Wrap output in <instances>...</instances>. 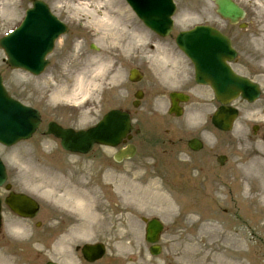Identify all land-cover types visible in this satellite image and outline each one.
Wrapping results in <instances>:
<instances>
[{
	"label": "rangeland",
	"instance_id": "1",
	"mask_svg": "<svg viewBox=\"0 0 264 264\" xmlns=\"http://www.w3.org/2000/svg\"><path fill=\"white\" fill-rule=\"evenodd\" d=\"M1 1L2 0H0V2ZM7 1L8 0H6V2ZM49 1L52 2L51 0ZM236 1L248 11L249 16L247 21L252 22L251 33L255 34L254 39L256 40L259 38L256 34L260 35V30L264 29V14L261 13L259 8L260 5L264 3V0ZM15 2L14 8L0 20V38L9 30H12L20 24L25 11L31 6L26 0H10L11 5ZM258 2L260 4L259 6ZM177 3L178 13L176 16L177 23L175 34L182 29L192 28L194 24L207 22V18L208 20L212 18L211 7H208L204 1L203 3L201 1L198 3L205 4L204 7H207V12L210 15L206 14L201 16L205 19L197 16L189 18L190 11L194 10V6L192 5L194 2L192 0H177ZM57 5L60 7L58 12L61 16L75 14L76 12L74 10L75 0H58ZM106 7H112V11L116 8L119 10L126 7L129 11L123 0H110V5L106 4ZM189 8H191L190 11ZM110 10L111 9H108V11ZM89 13L92 14L93 12ZM129 14L130 17L126 15L125 17H121L120 14H117L120 19L114 18L113 26L119 29L120 26L126 28L129 25V33L133 35L134 39L133 43H139L135 41V37H137V34L145 31L144 27L135 18L132 12L129 11ZM0 15H2L1 11ZM192 15L191 13V16ZM111 16L113 17L114 15ZM178 21H185V23L182 26ZM66 22L69 24L70 29H72L78 26L77 22L84 21L69 20L70 23L68 21ZM73 24H75V26ZM139 37L143 41L144 38L148 36L139 35ZM61 44L62 42L58 44L55 53L49 58L51 62L50 67L38 78L32 77L24 72L10 70L4 63L5 56L0 50V72L4 77V83L8 92L27 106L39 110L44 118L41 130L31 140L22 142L9 149L0 147V156L6 163L7 170L12 178V184L18 189V187L20 188L21 179H25V182L30 181L34 189L32 193L40 201L42 210L40 218L45 222L46 225L43 226L46 227L38 231L35 239L36 254L40 257L38 258V263H44L47 258L65 256L57 252L55 245L59 227V224L55 221L62 216L61 229L64 234H68L69 236V240L63 243V245L68 248L66 255L69 259H74L77 264L86 263L81 261L75 248L86 243L97 242H103L106 245L107 254L96 264H183V261L179 258L178 238L181 234H185L186 232L184 228H181V225L187 228L191 226L196 228L198 226L196 220L198 211L202 212L204 215L208 214L219 219H225L227 223L229 222L225 218V214L223 215L219 210L217 212H212V215L210 211L213 207L210 204L206 205L208 199H211L214 191L213 189L215 188L223 191L221 194L222 197L215 198L218 204L215 205L220 206L219 208L225 207L227 211L226 214L232 217L234 221L237 220L238 227L236 222H234L231 229L244 237L245 242L249 246L247 253L250 250L258 252L261 243H264V223L256 216L253 207L249 208L244 202L243 193L247 186L252 192L251 198L254 199L253 205L256 204L258 206L260 213V180L262 179V171L259 169V163L254 168V172L247 174L238 192L235 180V178H237L236 176L228 173V176L220 177L218 175L219 171H215L213 168L207 170L209 164L203 161L206 165V172L193 179L195 185L190 183L194 185L192 191L198 190L196 192H206L209 198L204 194V198H201L202 204L194 207L191 201H195L196 199V197H194L195 192H193L192 196H189L185 195L181 190L177 192L181 204L175 209L176 211L158 203L160 201L156 195L167 198L170 203H173V199L177 195V193L176 195L174 194L178 185L176 172L169 168L174 166L177 161L176 142L179 126H181L183 120L179 118H170L166 112L159 110L158 108L162 110L165 109L166 102L162 103L161 107H159L156 104L157 94L153 91H148L147 100L144 102L142 108L156 110V112H136L133 118V125L135 130H138L140 128H147L148 126L151 127L156 123L159 130L151 129L146 131L145 137H147V140H143L142 133L137 138L134 137L132 142L138 146V152L137 156L131 161L116 163L113 160L115 150L100 147H95L91 153L85 156L71 155L61 148L57 140L48 138L44 135L46 126L51 121L58 122L64 125V127L74 128L76 130H84L92 127L108 113L105 112V110L112 107L108 102H104V105H101L97 112H82L81 109L76 110L68 107L67 104L70 103H66L67 101L59 102L58 99H53L56 87H58V91H62L63 87L67 90H71L72 88L70 84L61 82L62 75L70 74L64 62L67 52L62 50L63 46L61 47ZM262 46L263 44L260 46L256 45L253 46V48L255 50L254 55L256 59L264 62V47L262 49ZM78 52L79 50L73 51V57L79 56V60L77 61L80 62V54ZM68 56H71V54L69 53ZM258 66L264 71L262 63ZM77 73L78 72H75L73 74V78L77 76ZM163 81L162 82L167 86L169 92L176 90L175 76L167 74ZM102 87L105 88V93L107 92L109 94L117 90L116 85L112 83L108 84L107 81H104ZM101 95L98 93L94 97L95 101L91 100L90 104L97 102ZM262 105L263 108H260ZM241 108L247 109V107L244 106ZM249 108L264 111V103L259 102L255 106ZM141 115L145 116L141 117ZM260 117L264 118V112H241V117L233 132L224 137L223 140L225 141L220 140L222 146L217 151V154L226 153L235 159L244 155V152H256L259 144L258 139L254 135H248L247 132L249 126L254 123L253 119L257 120L259 118L255 124H262L260 122ZM146 119L147 122L145 126L143 122ZM204 129L207 130L204 135L206 138L205 145L209 148L219 137L214 134L211 136L210 132L213 130L208 126H205ZM222 142H224L225 146ZM203 159H208V155L205 152ZM207 172L209 174L208 177L206 176ZM77 179L81 180L78 182ZM52 184H56L62 192L70 188L76 189L80 194L90 193L91 195L101 197L96 208L100 215V222L90 226L95 229L88 238L83 234L81 236H75L76 234L71 233L77 221L73 219L69 213L65 212L51 201L48 192L51 190ZM21 190L23 191V189ZM146 192L148 194V202L140 207L141 205L135 201L136 198L134 195L139 194L142 196ZM125 193L131 194V200H125L126 198L123 195ZM184 199L187 200L186 207L183 204ZM185 209L188 211H192V209L196 210L193 212H186ZM248 209L253 212L254 215L249 212ZM174 213H176V215ZM184 213H186L185 217L187 220L188 217H192L190 221H186L185 223H183ZM242 214H248L250 218H245ZM81 217L84 222L92 220L83 215L79 216L80 220ZM143 218H159L164 223L165 231L160 241L163 250L162 254L157 258L149 254V246L144 239L145 225L142 222ZM200 221L206 223L205 220ZM48 222L50 225H48ZM219 225L222 229L226 228L224 224L219 223ZM48 226L52 227L54 230L55 238L53 243L55 250L51 243L45 241ZM8 259L10 258L8 257ZM245 261L247 263L246 258ZM259 263H261V260ZM11 264L17 263L12 261Z\"/></svg>",
	"mask_w": 264,
	"mask_h": 264
},
{
	"label": "bare ground",
	"instance_id": "2",
	"mask_svg": "<svg viewBox=\"0 0 264 264\" xmlns=\"http://www.w3.org/2000/svg\"><path fill=\"white\" fill-rule=\"evenodd\" d=\"M101 2V0H97L93 4L100 8V5H102ZM259 8L261 13L264 14V3H262ZM10 9H12L10 0L7 2L6 0H2L0 2V11L2 14L7 15L10 12ZM100 19V24L104 31L107 34H111L110 29L112 24L108 15L103 13ZM105 20L108 23L105 22ZM260 35L261 38L259 41L264 43V29H262ZM68 68L71 69V65L68 66ZM61 82L67 84L70 83L69 75H62ZM84 87H86L88 91H94L97 87L96 80L88 73H84L77 81H75L72 90H67L63 87L62 91H58V87H56L53 99H58L59 102H62L63 100L70 98L72 102L76 103L75 100L79 98L82 99L88 95V92H85ZM51 187V197L54 198L55 202L58 203L63 210L74 214L78 221L77 227H88L100 222V215L94 213L93 209V204L100 202V197L91 196L90 193L80 194L76 190H66L63 193L56 184H52ZM218 193H220V191H218ZM123 195L126 198H124L125 200H131V194L125 193ZM156 196L160 201L158 203L165 205L167 208L173 209L172 203L168 202L165 197L161 195ZM134 197L136 198L135 201L141 206L148 202L147 196L143 197L136 194ZM174 214L176 215V213ZM80 215H85L86 218H91L92 220L81 224L82 221L79 218ZM191 219L192 217H188V220L184 217L183 223L186 221L188 222ZM196 220L198 224L196 228H194V226L187 228L181 225V228H184L186 232L185 234H181L178 238L179 258L183 261V264H246L244 261L246 251L244 239L236 236L233 232L222 229L218 223H202L198 218H196ZM18 232H23V229L19 228Z\"/></svg>",
	"mask_w": 264,
	"mask_h": 264
},
{
	"label": "water",
	"instance_id": "3",
	"mask_svg": "<svg viewBox=\"0 0 264 264\" xmlns=\"http://www.w3.org/2000/svg\"><path fill=\"white\" fill-rule=\"evenodd\" d=\"M221 5L223 6L224 15H230L232 17H238L240 15V12L237 10V8L229 4L227 0H221ZM142 6L143 8H145L144 5ZM143 14L146 15V18L153 17L156 19L154 21L150 20L149 24L155 30L159 32L161 28H166L167 25H169V21L167 20L169 12H162V14L158 16L154 15L153 13H148L145 11L143 12ZM197 37H198V34L194 33L191 35H187L186 39L183 40L184 41L183 46L190 55L191 54L194 55V51L195 50L197 51L196 44L194 43ZM10 50L16 56L20 54L17 47L11 46ZM21 56L22 55L20 54L18 58H21ZM43 56H44V53L43 55L41 53L40 54L35 53V55L30 57L31 58L29 61L30 67H32V70L35 71V73H39L42 70V68L45 66V64L44 65L42 64V62H44ZM238 84L241 85L243 88H245L244 84H241V83H238ZM246 89L251 90L249 88H246ZM3 95H5L4 92H3ZM25 114L27 115V117L24 116L25 119L23 120V122H25L26 120L30 118L28 121H29L30 126L32 127V130L34 131L39 123L38 113L31 109H28ZM20 119L21 120L23 119V113L16 112V116H14L13 122H18ZM111 121H112L111 119H108V123L106 122L107 124L106 123L102 124L101 126H99L98 129L93 130L91 134H87L86 136L82 135L81 133L74 134L71 131H62L57 127H52V130L56 134L58 133L61 135V137L64 140V145L67 149H70L72 151L86 153L90 149V146L92 145L93 142H97L100 144H113L114 142L113 138L115 137L116 134H114V132H111V131H115L118 128H120L122 126V123L120 121L114 122V124L118 128L116 127L115 129L114 127V129L112 130L111 129L112 126H110ZM20 138H22V136H12V134L10 133L8 129L0 128V142L9 145L11 143L18 141ZM153 225H156L158 228H160V225L158 223H153Z\"/></svg>",
	"mask_w": 264,
	"mask_h": 264
}]
</instances>
